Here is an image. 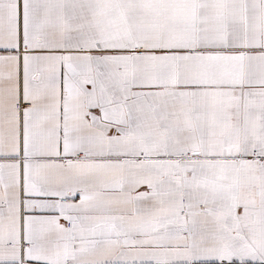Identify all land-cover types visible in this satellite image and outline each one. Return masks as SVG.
Wrapping results in <instances>:
<instances>
[{"label": "snow or ice", "instance_id": "1", "mask_svg": "<svg viewBox=\"0 0 264 264\" xmlns=\"http://www.w3.org/2000/svg\"><path fill=\"white\" fill-rule=\"evenodd\" d=\"M0 264H264V0H0Z\"/></svg>", "mask_w": 264, "mask_h": 264}]
</instances>
